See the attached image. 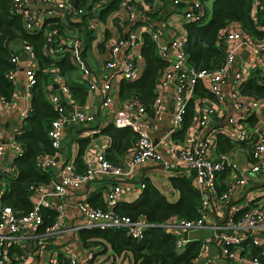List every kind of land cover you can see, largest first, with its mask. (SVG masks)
Returning a JSON list of instances; mask_svg holds the SVG:
<instances>
[{"label":"built area","instance_id":"2783aa9c","mask_svg":"<svg viewBox=\"0 0 264 264\" xmlns=\"http://www.w3.org/2000/svg\"><path fill=\"white\" fill-rule=\"evenodd\" d=\"M107 1L97 0L90 9L87 5L72 8L70 0H12L11 12L21 15L27 29L44 30L47 38V43L44 46L46 54L58 58L67 48H70L72 61L82 73L83 79L87 80L90 88L93 89L98 84L92 77L91 67L84 55L85 35L80 36L75 33L73 36L69 34L64 36L58 26L45 27V23L49 17H59L68 21V14L80 21L81 15L85 13L89 15L87 18L88 27L96 29L99 8L103 2ZM174 2H185L186 7L183 14L186 20L200 18L204 15L203 0H174ZM120 5L128 10L130 18H134L136 14L147 15L150 6L146 0H121ZM251 5L261 6L264 9V0H251ZM151 33L157 41L158 54L167 61V65L160 74L157 95L153 102L155 114L160 112V105L163 100L159 87L167 88L175 83L176 88L174 116L172 125L168 129L169 133L182 126L187 104L196 95L195 87L200 80L206 82L208 89L219 100H223L225 98L223 90L225 76L229 74L236 62L238 53L244 48L251 47L255 53L264 54V38L260 44L254 43L248 38L245 29L239 22H232L224 32L226 56L221 65L215 69H198L188 61L185 37L169 35L162 42L160 38L165 35L162 28L153 29ZM140 37L141 34L135 31L119 34L111 46L109 59L104 64L111 77L116 75L125 78L135 77V45L139 42ZM22 41L28 53L27 59L31 63L26 68V77L29 85L32 86L36 81V68L39 67V60L33 45L27 41ZM11 59L15 63V67L9 70L8 75L14 81L21 58L19 54L15 53ZM248 76L249 73L241 68L235 71L230 89L232 106L239 116L244 117L252 114L255 108L257 109L264 104V98L242 92L241 84ZM54 78L61 90V94L55 91L50 93V99L58 111V116L52 120L49 129V136L55 152L38 157L37 165L43 169L56 165V155L61 148L67 126L70 123L89 124L95 120L96 116L83 105L81 106L74 101L64 75L56 72ZM111 87L110 78L103 83L105 91L103 106L111 121L117 126H131L137 132L136 141L127 154L126 160L111 161L104 153H99L97 156L98 164L86 162L85 171H76L72 162L65 163L59 170L58 176L52 179V182L50 181L54 184L52 190L45 191L42 184L32 186L31 191H37L40 198L36 201L35 206L26 213L17 214L12 205L5 204L0 200V264H29L26 254L37 247L41 249L40 253L48 252L50 263L57 262L56 249L54 247L46 248V246L52 242V236L62 230L67 214L66 203L63 200L53 201L51 196H62L66 194L68 188L76 187L99 173L113 178H127L131 177L138 165L150 161L170 164L144 124L147 113L145 105L137 97H131L126 100L124 106L120 107L108 92ZM62 95L66 100L62 99ZM216 114L217 106L215 104L201 102L196 113L198 127L201 129L208 127ZM229 120L236 125V129L233 131L236 140L244 141L256 137L251 150L252 160L243 169L227 155L221 158L215 157L214 146L216 142L209 138V135L202 138L194 135L191 138L173 142L169 147L170 152L177 155L181 163L194 174V182L201 193V215L195 219L175 216L160 224L182 231L207 225L213 228V237L221 245L225 258L220 261L212 259L205 264H232L231 259L237 257L240 261H245L246 264H261L259 257L250 256L242 251L241 243L247 237H251L255 244L264 247V194L253 197L246 206L238 207L233 205L231 200L232 188L244 187L247 185L249 177L259 172L264 176V127L254 129L249 123L240 122L237 116H230ZM211 132L218 133L216 128H213ZM19 148L23 150L20 143ZM4 149L5 142L0 129V159L4 155ZM11 166H7V171H4L9 173ZM226 166L236 170L238 177L235 179V184L233 183L230 188L224 189L220 184V177L225 172ZM141 184L137 188L139 192L145 185L144 182ZM1 191L0 179V195ZM121 192L122 186L119 182H108L106 185L108 207L94 206L86 201H79L77 203L78 216L76 217L78 221L74 222L73 229L121 227L133 237L142 238L145 230L152 223L144 215L132 217L130 214L116 210L115 206L119 203ZM43 207L56 210L55 218L48 225H44ZM188 240L191 239L183 234L177 236V247L181 248ZM202 241L204 242L203 239ZM15 243H19L22 249L15 250L12 255H9L8 251ZM203 248L197 259L201 256ZM78 259V257L72 256L70 262L80 264ZM91 262L93 264H105L99 259ZM141 264L148 263L143 262ZM153 264L161 263L154 262Z\"/></svg>","mask_w":264,"mask_h":264},{"label":"trees","instance_id":"16d2710c","mask_svg":"<svg viewBox=\"0 0 264 264\" xmlns=\"http://www.w3.org/2000/svg\"><path fill=\"white\" fill-rule=\"evenodd\" d=\"M96 1L77 0L75 7L87 5L91 9ZM120 1L111 0L109 4L103 2L100 7L101 11L99 10L100 17H104L116 8ZM146 1L151 11L155 6V0ZM206 1L203 0V16L184 22L188 61L196 68L215 69L221 65L226 56L223 34L232 22H239L248 38L254 43L264 38V9L262 7L261 18H255L250 11L251 0H212L210 4ZM11 6L12 0H0V96L11 100L15 89L14 81L8 75L9 70L15 67L11 59L16 53L11 47L13 40L21 39L31 43L39 60L36 81L31 87L32 111L25 118L23 127L15 134L23 148L22 153L13 160L18 172L15 176H9L5 171L1 173V177L7 181L2 202L12 205L16 213L21 214L30 211L35 206V196L30 193L32 186L47 183L55 176L54 169H42L37 165L40 155L55 152L49 136L51 122L58 116V111L49 98L50 91H55L50 80L52 72L56 68L65 76L74 101L81 106L86 102L90 85L87 80L80 77L78 68L72 61L70 48H67L58 58L46 54L44 46L47 38L44 30L27 29L21 15L11 12ZM178 7L182 10L180 6ZM157 15L158 13L153 14L154 17ZM81 16L80 21L75 20L70 14L67 17L68 21L59 17H49L46 19L45 27L58 26L64 36L67 33L72 36L75 33L80 36L85 35L84 47H89L95 33L86 25L89 15L83 13ZM143 35L142 51L146 61L145 67L142 73L135 78L122 77L119 92L121 98L137 97L149 113H155L153 102L157 95L160 74L167 65V61L158 54L157 41L152 33L144 32ZM84 49L86 51L87 48ZM241 90L243 93L264 98V74L259 68H254L250 77L242 82ZM195 94L212 96V92L204 87L201 81L196 84ZM191 103L192 100L187 104V111ZM249 120L255 121L251 116ZM83 125H77L76 129L80 131ZM101 134L109 137V145L104 155L111 161H118L124 157L137 138V132L131 126H117L113 121L100 125L93 134L75 136L74 139L79 144V155L74 160L76 171L86 170L87 164L84 160L86 148L92 137ZM239 143L249 148L253 144L247 143V140L234 142L229 137L221 136L218 139L217 149L228 151ZM226 167V169H231L230 166ZM190 174V176L177 174L171 177L172 184L180 192L176 200L169 199L157 185L146 179L142 192L136 199L123 201L115 206L119 212L130 214L132 217L138 215L147 217L152 225L145 230L142 238L133 237L121 227L81 228L79 231L81 238L85 240V243L96 242L99 239L105 241L115 253L123 254L130 264L143 262L193 264L203 248L202 239L188 240L181 248H178L176 242L178 234L160 224L175 216L195 219L201 215V193L193 183L194 174L192 172ZM42 212L45 218L44 225L50 224L56 216V210L50 207H43ZM241 246L244 253L259 257L261 264H264L262 245L255 244L251 237H247Z\"/></svg>","mask_w":264,"mask_h":264},{"label":"crops","instance_id":"0c3cea01","mask_svg":"<svg viewBox=\"0 0 264 264\" xmlns=\"http://www.w3.org/2000/svg\"><path fill=\"white\" fill-rule=\"evenodd\" d=\"M110 2L111 0H108L106 4H109ZM211 2L212 0L206 1L208 4ZM180 3L181 4L175 3L174 0H155L154 8L151 9V11L149 10L150 14H136L134 18H130L128 16V10L122 8L120 4L102 18L100 17L98 11L99 18L97 19V28H90L95 33V36L92 38L89 47H84L87 48L86 51L84 49L86 61L90 65L92 77L98 85L93 89H89V94L83 107L96 115L95 120L89 124L81 126L80 131L76 129V126L80 125L79 123H70L67 126L61 148L58 150L56 155L57 163L55 166L49 167L55 170V176L52 179L58 176L59 170L65 163L72 162L75 165L74 160L79 155V144L77 140L74 139L75 136L82 137L83 135L93 134L97 127L111 121L109 114L103 106V97L105 96L103 83L111 78L112 87L111 90H108V92H110L111 96L120 107L126 104L127 98H121L119 92L120 82L122 79L121 75L111 77L110 73L104 66L105 62L109 59L111 46L115 43L119 34H125L129 31L136 32V30L141 31L139 42L135 45V77H137V75L139 76L142 73L146 64L142 51L144 44V32H151L153 29L162 28L165 33V35L160 38V41L162 42L166 39V36L168 37L169 35L176 37L186 36L184 28V22L186 19L183 14L186 5L185 2ZM178 6H180L182 10H180ZM99 10L101 11L100 8ZM260 10L261 6L251 5L250 11L255 18H261ZM154 13H158L157 17L153 16ZM86 25L88 26V24ZM261 42L262 40H258L255 43L260 44ZM11 47L17 54H19L21 62L14 80L15 89L12 99L6 101L3 96H0V129L2 130V136L5 142L4 155L0 159V179L2 187L0 200L3 199V194L7 188V181L4 177H1V173L6 170L7 166L11 165V171L7 174L9 176H15L18 172V168L13 160L22 153V150L19 148V142L17 141L15 134L23 127L25 118L32 111V86L29 85L26 77V68L31 65L30 61L27 59L28 53L25 50L21 39L13 40L11 42ZM38 68H36V70ZM240 68L249 73L248 77H250L254 68H259L264 74V54L255 53L251 47L242 49L238 53L237 60L232 66L229 74L225 76L226 78L223 83L225 98L223 100H219L213 92L212 96H201L196 94L191 99L192 103L189 106L190 109H188L185 115L182 126L172 133H169L168 129L172 125L174 116L176 95V88L174 86L175 83L167 88L159 87V92L163 95L160 112L155 114L151 112L149 113L147 110L144 124L170 164L167 165L161 161H150L145 164L138 165L134 169L131 177L127 178H113L103 173H99L76 187L68 188L66 194L62 196H51V200L53 201L63 200L66 203L67 215L66 220L62 225L63 228L52 236V242L46 246V248L54 247L56 249L57 262L50 263L48 252L45 251L40 253L41 249L37 247L34 248L35 250L27 252L26 257L28 263L72 264L70 259L74 256L79 258L78 260H80V264H93L91 261H95L97 259L105 264H130L123 254L115 253L112 247L105 241H101V239L96 242H84L85 240L81 238L79 234L80 230L73 229L74 222L78 221L76 218L78 216L77 203L79 201H86L94 206L108 207L109 204L106 198V185L108 182H119L121 184L122 192L119 198V204L123 201H132L142 192V190L140 192L137 191V188L142 185L141 183H143L146 179H149L152 183L157 185L169 199H178L180 192L172 184L171 177L177 174L190 176L191 172L184 164L181 163L177 155L170 152L169 147L173 142H179L184 139L191 138L194 135L199 136L200 138L209 135V138L214 139L216 142L214 146L215 157L221 158L227 155L234 162H237L239 167L242 166L243 169L246 168L252 160L251 148L254 145L255 136L252 139L247 140V143H253L251 148L246 147L245 145L243 146L242 143H239L228 151H219L217 149L218 139L221 136L229 137L234 142H241L236 140L233 135L236 125L230 122V116H237V119L240 122H247L254 127V129L264 127V104L259 106L257 109L255 108L252 114L247 117L242 115L239 116L236 109L232 106L230 99V89L233 84L232 77L234 76L235 71ZM77 71L80 77L84 78L82 73L79 70ZM56 72H59V70L55 68L54 72H52L50 80L55 92L61 94V90L54 78ZM200 81L204 87L208 89L206 82L203 80ZM62 99L66 100L63 95ZM201 102H209L217 106V114L215 118L208 127L203 129L198 127L196 121V113ZM250 116L254 117V122L249 120ZM237 123L240 124L239 122ZM213 128H216L218 133H212L211 130H213ZM109 141V137L102 134L92 137L86 148L84 160L87 163L93 162L94 165H97V156L99 153H104L106 147L109 145ZM129 152L130 150L128 153ZM127 154L121 158L122 161L126 160ZM226 170L227 171L220 177V184L224 188H230L235 182V179H237L238 172L229 168ZM50 181L47 183H41L44 185V190L47 192L52 190L54 185L51 183L52 181ZM193 183L195 184L194 179ZM232 189L231 203L238 207L246 206L253 197H258L261 194H264V176H262L259 172L256 175L250 176L247 185L244 187L237 186L236 189ZM30 193L34 194L36 201L39 200L40 197L37 191H31ZM169 228V230L176 232L178 236L183 234L185 237H189L190 239L201 238L204 240V248L201 256L193 264H205L212 259L218 261L224 260L225 257L222 252V247L218 240L213 237V228L208 225L189 231H182L173 227ZM203 233L207 234L204 235ZM21 249L22 246L19 243H15L8 251V254L12 255L15 250L19 251ZM231 263L246 264L245 261H240L239 257L231 259Z\"/></svg>","mask_w":264,"mask_h":264},{"label":"water","instance_id":"95a60500","mask_svg":"<svg viewBox=\"0 0 264 264\" xmlns=\"http://www.w3.org/2000/svg\"><path fill=\"white\" fill-rule=\"evenodd\" d=\"M76 3H77V0H70V4H71L72 8H74L76 6ZM228 208H229V206H228Z\"/></svg>","mask_w":264,"mask_h":264},{"label":"rangeland","instance_id":"374dc122","mask_svg":"<svg viewBox=\"0 0 264 264\" xmlns=\"http://www.w3.org/2000/svg\"><path fill=\"white\" fill-rule=\"evenodd\" d=\"M136 32L138 33V34H141V31L140 30H136ZM137 72V71H136ZM136 74H138V73H136ZM138 76V75H137ZM204 235L205 234H207V233H203Z\"/></svg>","mask_w":264,"mask_h":264}]
</instances>
